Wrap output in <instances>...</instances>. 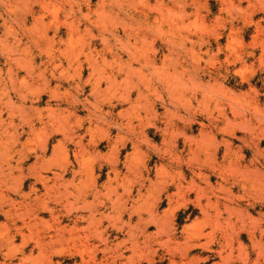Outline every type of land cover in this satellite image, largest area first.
Returning <instances> with one entry per match:
<instances>
[{
    "label": "rangeland",
    "instance_id": "1",
    "mask_svg": "<svg viewBox=\"0 0 264 264\" xmlns=\"http://www.w3.org/2000/svg\"><path fill=\"white\" fill-rule=\"evenodd\" d=\"M0 264H264V0H0Z\"/></svg>",
    "mask_w": 264,
    "mask_h": 264
},
{
    "label": "bare ground",
    "instance_id": "2",
    "mask_svg": "<svg viewBox=\"0 0 264 264\" xmlns=\"http://www.w3.org/2000/svg\"><path fill=\"white\" fill-rule=\"evenodd\" d=\"M179 189V188H178Z\"/></svg>",
    "mask_w": 264,
    "mask_h": 264
}]
</instances>
